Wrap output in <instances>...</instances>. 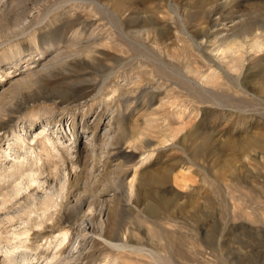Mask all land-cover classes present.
I'll return each instance as SVG.
<instances>
[{
  "label": "rangeland",
  "instance_id": "obj_1",
  "mask_svg": "<svg viewBox=\"0 0 264 264\" xmlns=\"http://www.w3.org/2000/svg\"><path fill=\"white\" fill-rule=\"evenodd\" d=\"M23 19L37 44L15 33ZM257 41L264 0L0 4V145L43 129L73 154L96 141L95 157L69 156L82 180L70 177L62 198L96 216L79 264H264ZM66 211L62 227L73 230L76 210ZM101 227L120 247L97 237ZM43 235L28 245L43 249Z\"/></svg>",
  "mask_w": 264,
  "mask_h": 264
},
{
  "label": "bare ground",
  "instance_id": "obj_2",
  "mask_svg": "<svg viewBox=\"0 0 264 264\" xmlns=\"http://www.w3.org/2000/svg\"><path fill=\"white\" fill-rule=\"evenodd\" d=\"M9 2L10 0H0L3 6ZM15 26L16 34L33 35L31 41L33 44L38 43L37 36L35 37L37 29H29L30 25L24 22V19L17 22ZM40 42L47 41L43 39ZM255 49L262 51L264 42L257 41ZM230 50L231 48L227 51ZM206 76L204 78H207ZM53 120V117H47L44 121L48 124ZM32 127L27 130L30 131ZM45 130H42L43 133L30 131V143L24 134H20L14 142L7 143L6 147L0 145V264H79L87 245L86 233L92 232L95 228L96 216L91 203H88L84 209H82L83 202L78 207L65 208L62 198L66 195L67 189L73 185H70V177L75 178L76 183L82 180L83 169L78 168V164L73 163L69 156H73L75 160L81 154H85L86 157H95L98 150L96 141L84 143V146L73 154L68 151L71 148L70 145L64 144L61 137L54 138ZM103 132L108 137L104 139L111 144L113 136L110 133V127L108 126L107 129L103 127ZM149 155L147 152L141 159V163L149 158ZM68 165L71 169H68ZM133 179L128 181L127 185L129 196L136 191ZM68 209L76 210L72 221L76 228L73 230L72 225L62 227L61 212ZM102 213L103 210L100 207L99 218L102 217ZM16 223L19 226H15ZM60 225L57 232L51 231L52 234L47 237L43 235L46 228L51 230ZM74 230L77 232H73ZM102 231L101 227L97 237L112 246L120 247L119 244L107 240ZM41 235L44 236L46 246L43 249L31 248L28 245L31 236ZM99 264L109 263L104 261Z\"/></svg>",
  "mask_w": 264,
  "mask_h": 264
}]
</instances>
